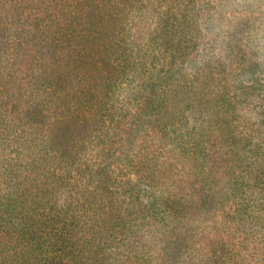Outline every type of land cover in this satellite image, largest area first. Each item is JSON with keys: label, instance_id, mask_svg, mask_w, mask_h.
I'll use <instances>...</instances> for the list:
<instances>
[{"label": "rangeland", "instance_id": "1", "mask_svg": "<svg viewBox=\"0 0 264 264\" xmlns=\"http://www.w3.org/2000/svg\"><path fill=\"white\" fill-rule=\"evenodd\" d=\"M5 248L264 264V0H0Z\"/></svg>", "mask_w": 264, "mask_h": 264}, {"label": "trees", "instance_id": "2", "mask_svg": "<svg viewBox=\"0 0 264 264\" xmlns=\"http://www.w3.org/2000/svg\"><path fill=\"white\" fill-rule=\"evenodd\" d=\"M36 197H38V193H35V195L32 196L33 200L36 199ZM75 197H77V196H75ZM66 205H67L66 203H60V205L56 209V213H55V210H53V209H51L50 212L43 211L42 212V215L44 217V222H42L43 226L46 225V226L50 227V229H51V227H53L55 232H58L59 230L61 231L62 223H64V220L62 219V215L66 213L63 209L68 207ZM52 206H54V205H52ZM26 227L30 228V231H26L27 230ZM40 228H41L40 226L34 227L33 224H29V226H26V224H24V221L22 220V221L18 222V226L15 227V230H16V233L23 234V235L27 236L29 239H31L32 240L31 244H33V243L36 244L37 243L36 241L38 238V231L40 230ZM79 228H80V226H79ZM83 229H82V231H83ZM89 230L93 231L91 226L89 227ZM60 237H62V236H60ZM31 244L29 243V245H31ZM38 245L41 246L40 242H38ZM6 249L7 248L2 249L5 251L0 250V253L3 255L0 258V260H3L2 258L6 259V257H7ZM61 257H62V255L60 253L55 252V254L53 256H51V258H49L50 262L48 260H46L45 258H39L38 261L39 262L47 261L48 263H51V261L57 262V260L60 259ZM15 264H31V263L28 261V257H23L21 261H16Z\"/></svg>", "mask_w": 264, "mask_h": 264}]
</instances>
